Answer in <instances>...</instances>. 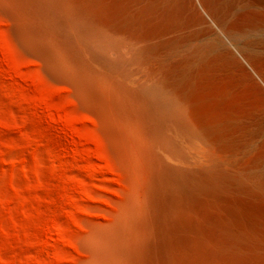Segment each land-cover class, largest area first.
Here are the masks:
<instances>
[{"label": "bare ground", "instance_id": "bare-ground-1", "mask_svg": "<svg viewBox=\"0 0 264 264\" xmlns=\"http://www.w3.org/2000/svg\"><path fill=\"white\" fill-rule=\"evenodd\" d=\"M0 12L130 172L84 264H264V108H243L264 84V0H0Z\"/></svg>", "mask_w": 264, "mask_h": 264}, {"label": "rangeland", "instance_id": "rangeland-1", "mask_svg": "<svg viewBox=\"0 0 264 264\" xmlns=\"http://www.w3.org/2000/svg\"><path fill=\"white\" fill-rule=\"evenodd\" d=\"M258 105L257 78L243 108ZM126 169L97 123L20 51L0 12V264H84L92 229L128 197Z\"/></svg>", "mask_w": 264, "mask_h": 264}]
</instances>
